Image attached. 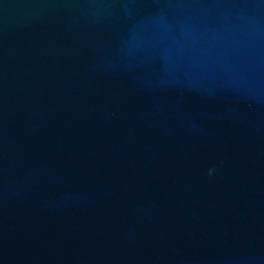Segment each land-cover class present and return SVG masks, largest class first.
I'll return each mask as SVG.
<instances>
[{"label":"clouds","instance_id":"clouds-1","mask_svg":"<svg viewBox=\"0 0 264 264\" xmlns=\"http://www.w3.org/2000/svg\"><path fill=\"white\" fill-rule=\"evenodd\" d=\"M213 171H214V169L210 168L209 169V175H211Z\"/></svg>","mask_w":264,"mask_h":264}]
</instances>
